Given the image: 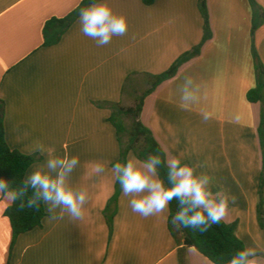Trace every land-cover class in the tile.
I'll return each mask as SVG.
<instances>
[{
	"label": "crops",
	"instance_id": "1",
	"mask_svg": "<svg viewBox=\"0 0 264 264\" xmlns=\"http://www.w3.org/2000/svg\"><path fill=\"white\" fill-rule=\"evenodd\" d=\"M83 1L0 0V99L7 143L39 156L28 172L49 153L78 157L70 183L89 193L82 219H51L45 205L42 228L20 235L14 244L5 217L12 204L0 199V264H213L186 247L181 233H171L169 209L144 218L132 212L121 192L112 226L106 213L117 184L111 167L121 154L110 105H124L129 76L163 73L201 43L199 0L152 5L107 0L126 17L125 35L97 46L82 34L78 19L58 44L45 47L47 22L67 17ZM256 1L264 8V0ZM208 10L212 39L145 99L140 121L163 148L167 164L179 157L211 178L213 198L229 200L222 221L237 223L238 238L255 251L253 264H264V228L257 216L262 106L247 99L256 86L252 9L248 0H208ZM254 41L264 63V25ZM98 163L103 173L94 171Z\"/></svg>",
	"mask_w": 264,
	"mask_h": 264
},
{
	"label": "clouds",
	"instance_id": "2",
	"mask_svg": "<svg viewBox=\"0 0 264 264\" xmlns=\"http://www.w3.org/2000/svg\"><path fill=\"white\" fill-rule=\"evenodd\" d=\"M78 19L82 34L100 47L110 44L116 36L125 35L128 30L126 17L116 14L107 0H92L80 9ZM38 150L45 151L43 146ZM164 164L159 155H149L138 161L131 154L112 164V175L122 194L129 197L132 212L148 218L165 212L175 201L177 211L172 216L173 226L204 233L212 225L219 224L228 212L229 200L227 197L213 198L211 178L198 174L194 167L177 157L167 164L165 179L160 175ZM78 165L76 156L49 153L42 164L25 175L22 186L0 177V199L10 205L19 201L21 207L27 208H38L43 203L51 219H63L67 215L72 220H80L85 214L89 193L87 189L70 183ZM94 171L103 173L105 167L98 163ZM254 255L251 248L240 250L232 256L229 264H253L250 257Z\"/></svg>",
	"mask_w": 264,
	"mask_h": 264
},
{
	"label": "trees",
	"instance_id": "3",
	"mask_svg": "<svg viewBox=\"0 0 264 264\" xmlns=\"http://www.w3.org/2000/svg\"><path fill=\"white\" fill-rule=\"evenodd\" d=\"M145 5H152L155 0H142ZM252 9L253 39L252 54L256 76V86L249 91L247 99L251 103H260L262 106L261 123L258 129L259 140L263 157V168L258 191L257 216L259 224L264 228V63L255 45V34L264 25V8L256 0H248ZM92 0H84L80 6L63 19H51L44 29V46L51 47L58 44L65 33L78 20L80 9L86 7ZM199 11L204 21V35L201 43L188 52L182 54L169 69L158 75H145L138 78L136 74L129 76L123 86V94L134 100L133 106H125L121 103L112 104L110 122L117 132L118 142L121 147L120 160H124L133 152L140 161L149 155H159L165 164L161 166L160 175L166 179L167 161L166 154L157 142L153 133L140 121L145 99L160 85L173 79L182 66L200 56L203 46L212 39V29L208 10V0H199ZM137 77V78H136ZM140 94V95H139ZM132 121L131 127L125 124L124 119ZM127 136V141L124 137ZM40 158L38 155H25L12 149L6 139L5 129V103L0 99V177L14 182L16 186H22V181L29 169ZM121 189L117 182L114 196L111 198L107 209L109 225L112 226L115 216V206L120 196ZM31 195V192L28 193ZM27 196L24 197L26 202ZM177 211V203L173 201L169 206V230L173 235L181 233L186 247L195 248L200 254L209 259L213 264H229L230 259L238 251L246 249L244 243L237 236V223L227 224L221 221L212 225L207 232L200 233L192 229L173 226L172 216ZM47 213L43 203L34 208L21 207L17 201L5 211V217L10 221L13 231V244L16 239L25 233L42 228L43 220ZM251 259V257H250Z\"/></svg>",
	"mask_w": 264,
	"mask_h": 264
},
{
	"label": "rangeland",
	"instance_id": "4",
	"mask_svg": "<svg viewBox=\"0 0 264 264\" xmlns=\"http://www.w3.org/2000/svg\"><path fill=\"white\" fill-rule=\"evenodd\" d=\"M140 95V94H139ZM125 106H133L134 105V100L132 98H127L124 102ZM126 126L128 129L131 127L132 121L130 119L125 118L124 119ZM127 136L124 137V141H127Z\"/></svg>",
	"mask_w": 264,
	"mask_h": 264
}]
</instances>
